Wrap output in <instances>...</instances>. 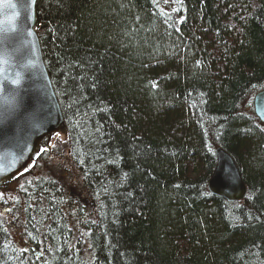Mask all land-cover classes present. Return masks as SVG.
<instances>
[{"label":"trees","instance_id":"1","mask_svg":"<svg viewBox=\"0 0 264 264\" xmlns=\"http://www.w3.org/2000/svg\"><path fill=\"white\" fill-rule=\"evenodd\" d=\"M36 21L74 190L92 206L39 182L49 210L39 229L29 209L42 195L19 190L26 207L11 218L42 258L19 252L0 216V264H264V124L253 111L264 0H37ZM216 148L239 171L242 201L208 192Z\"/></svg>","mask_w":264,"mask_h":264},{"label":"water","instance_id":"2","mask_svg":"<svg viewBox=\"0 0 264 264\" xmlns=\"http://www.w3.org/2000/svg\"><path fill=\"white\" fill-rule=\"evenodd\" d=\"M10 2L16 7L9 0L0 4V186L27 174L53 139L68 133L36 31L37 0L28 11V0ZM253 111L264 123V88L254 95ZM214 154L208 192L228 203L242 201L247 188L232 158L221 148Z\"/></svg>","mask_w":264,"mask_h":264},{"label":"rangeland","instance_id":"3","mask_svg":"<svg viewBox=\"0 0 264 264\" xmlns=\"http://www.w3.org/2000/svg\"><path fill=\"white\" fill-rule=\"evenodd\" d=\"M43 155L45 157L41 158V156ZM76 177L77 175L74 174V170L70 165V161H69V146H68L67 138L64 136H56L53 139L50 148L44 151L42 155H40L34 167L27 174H25V176L12 182L8 187L9 190H5V196L3 197V200L7 204L0 206V216L5 221L7 226L9 224H13L14 227L16 228L14 231H11L10 228L8 227L10 234L9 239L11 240L12 243L15 244V247L19 249V252L21 251L23 253V255L25 253L27 254L35 253L36 257L41 259L43 252L41 248L43 243L41 242L43 241V237L37 235L38 242L41 243L40 248L38 247L37 249H34L32 252H30L26 242L27 237L24 232V229L26 228L24 227V225L20 223V220L19 221L12 220V218H15L14 214L12 213H16L18 211V208L22 209L23 207H26L25 203L20 201V200L26 201V199L24 198L26 193H23L22 195L18 196L19 195L18 191L22 190L23 188L26 189L30 188L28 190V197L30 199L38 194L42 195L41 197H39V199L43 197L42 203H39L37 201L38 197L32 198L31 200L33 202L30 206L31 208L29 209L31 210L30 212L33 216L32 220L35 223L40 224L39 227L40 229L43 227L42 222L48 218L47 212H49V210H47V205L44 206L46 203L44 201L45 200L44 196H46V194L42 192L33 193L32 191L33 186L39 182L49 183L50 181H53V183L57 186V188H60L65 192L71 191V193H73L70 197L74 198V201H76L74 205H76V203L78 202L79 204H81L80 202H82L85 206L91 208L92 206L91 202L89 201L90 203L88 204L86 200H81L80 197H78L79 195H81V192H79L78 189L74 190V187L77 186V181H78ZM18 201H20L19 204H16V202ZM34 201H36L38 204L36 205ZM64 202L70 204L67 198L64 199ZM62 206L66 208L69 207L64 205ZM36 209L37 212L39 213L38 216L34 215L33 213L36 212L34 211ZM78 233L81 235L80 247L81 249H83L84 236H82L83 234L80 231H78ZM43 262L45 261H42V263Z\"/></svg>","mask_w":264,"mask_h":264},{"label":"snow or ice","instance_id":"4","mask_svg":"<svg viewBox=\"0 0 264 264\" xmlns=\"http://www.w3.org/2000/svg\"><path fill=\"white\" fill-rule=\"evenodd\" d=\"M4 2H5V0H0V4H3ZM35 2H36V0H28V4L23 5V7L25 8L26 11H28L29 8H30V5L31 4H34ZM60 2L63 3V0H60ZM8 6L11 7V8H15L16 7V5L15 4H12L10 2V0H9ZM28 19H31V16H29ZM31 34H32L31 32H28V35H31ZM12 83L13 84H16L17 82L14 80V81H12ZM4 118L5 119L7 118V115L6 114H5V117Z\"/></svg>","mask_w":264,"mask_h":264},{"label":"flooded vegetation","instance_id":"5","mask_svg":"<svg viewBox=\"0 0 264 264\" xmlns=\"http://www.w3.org/2000/svg\"><path fill=\"white\" fill-rule=\"evenodd\" d=\"M9 186H10V185H8V186H5V188H6V189H8V187H9ZM29 246H30V247H29V249H30V250H32V249H33V247H32L31 245H29Z\"/></svg>","mask_w":264,"mask_h":264},{"label":"bare ground","instance_id":"6","mask_svg":"<svg viewBox=\"0 0 264 264\" xmlns=\"http://www.w3.org/2000/svg\"><path fill=\"white\" fill-rule=\"evenodd\" d=\"M1 127L5 128V126H1Z\"/></svg>","mask_w":264,"mask_h":264}]
</instances>
